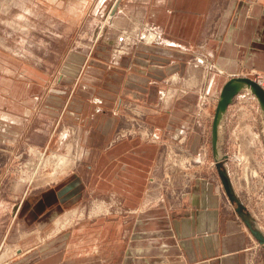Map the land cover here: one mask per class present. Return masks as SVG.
<instances>
[{"label": "rangeland", "instance_id": "374dc122", "mask_svg": "<svg viewBox=\"0 0 264 264\" xmlns=\"http://www.w3.org/2000/svg\"><path fill=\"white\" fill-rule=\"evenodd\" d=\"M118 1L0 0V264H122L126 242L119 235V193L115 195L117 212L111 213L103 206L110 199V193L104 192H118L122 185L117 177L123 159L130 154L163 152L160 146L141 142L143 132L152 130L155 137L158 128L144 123V113L130 112L122 105L126 124L113 130V138L89 169L75 167L64 153L68 141L60 136L62 131L77 135L73 125L78 122L82 127L88 123L96 126L90 117L73 118L78 97L89 98V91L95 95L109 92L111 75L122 70L118 65L123 58L139 51L141 44L154 45L162 36L156 24L130 32L124 13H135L138 5ZM132 41L138 50L130 48ZM195 59L202 74L197 82L191 79L197 92L192 107L184 109L179 103L187 99L186 89L169 93L176 86L173 73L167 77L166 96L158 99L161 106L174 108L181 117L180 125L168 132L170 147L160 160L168 183L180 175L219 173L211 132L220 91L231 76H247L264 88V71L257 68L227 75L213 62L210 71L204 72L205 62ZM69 63L78 70L73 71ZM128 67L124 70L133 69L131 64ZM137 71L146 72L147 66L137 65ZM180 131L185 135L183 141L175 138ZM50 133L55 136L52 144L45 142ZM196 135L201 138L199 156L187 152ZM222 136L221 147L227 156L223 165L235 194L250 220L264 232V120L251 92L243 91L229 105ZM43 144L49 146L40 149ZM132 162L141 165L138 160ZM75 170H81L85 180L93 172L94 180L89 183L101 192L93 197L65 194L45 208L39 207L40 191L67 188ZM222 186L226 192L223 180ZM94 200L101 208L94 207Z\"/></svg>", "mask_w": 264, "mask_h": 264}, {"label": "crops", "instance_id": "0c3cea01", "mask_svg": "<svg viewBox=\"0 0 264 264\" xmlns=\"http://www.w3.org/2000/svg\"><path fill=\"white\" fill-rule=\"evenodd\" d=\"M122 1L127 0L118 2ZM128 2L138 5L134 10L136 14L133 10L128 11V16L124 13L130 32L136 33L156 24L162 36L154 45L141 44L140 49L135 41L131 42L130 48L139 51H132L131 57L123 58L122 65H118L122 70L112 73L109 92L101 91L95 95L89 91V98L78 97L77 108L72 114L75 117H72H90L96 126L88 123L82 127L78 122L79 125H73L78 129L77 135L62 131V140L66 137L68 141L64 153L77 164L75 167L86 165L89 169L113 138V130L126 124L122 105L130 112L144 113V123L153 128L156 125L161 134L157 132L152 137V130H147L148 134L142 133L141 142L160 146L164 148L163 152H152L155 156L149 151L138 153L139 156L130 154L123 159V170L117 177V182L122 185L118 192H110V189L104 192L110 193L109 201L104 197L108 203L104 202L103 206L111 213L117 212L115 195L119 193V235L121 241L126 242L122 264H264V246L251 233L236 201L226 194L217 170L190 178L176 176L173 183L164 181L160 160L170 147L168 132L171 127L180 125L181 117L174 108L158 103L159 98L162 101L166 96L167 77L173 73L176 86L170 88L169 93L177 94L186 89L188 97L179 103L184 109L192 107L191 99L197 92L191 79L197 82V77L202 74L193 62L195 57L196 61L205 62L207 70L204 72L210 71L213 62L217 70L227 75L249 68L264 71V0ZM117 13L110 18H115ZM129 64L133 69L125 71ZM140 64L147 66L146 72L137 71ZM69 66L73 71L78 70V66L76 68L72 63ZM215 72L213 70L211 76ZM54 137L50 133L45 142L52 144ZM183 137L182 131L175 135L178 140L183 141ZM200 142L201 138L196 135L187 152L199 156L197 148ZM43 146L49 145L43 144L39 148ZM63 147L62 144L61 149ZM134 160L141 163L140 167L132 162ZM87 174L89 178L85 180L81 170L72 171L69 182H73L67 188L40 191L42 201L39 207L45 208L49 202L57 201L65 194L93 197L101 192L89 183L93 172ZM26 199L27 196L23 200ZM101 205L94 200V207L101 208Z\"/></svg>", "mask_w": 264, "mask_h": 264}, {"label": "water", "instance_id": "95a60500", "mask_svg": "<svg viewBox=\"0 0 264 264\" xmlns=\"http://www.w3.org/2000/svg\"><path fill=\"white\" fill-rule=\"evenodd\" d=\"M243 91H249L256 97L261 108L262 118L264 120V88L258 82L247 76H231L223 85L217 105L215 107L216 111L211 132L212 151L216 166L219 168V174L221 176V180H223L227 194L232 200L236 201L237 209L245 223L248 224L251 233L256 238V240L264 246V232L259 227L255 226V224L250 220V213L245 210L237 194H235L232 180H230L228 171L225 165H223V161L227 156L224 154L221 147L223 137L222 128L225 123L229 105L234 101L235 97L238 94L243 93Z\"/></svg>", "mask_w": 264, "mask_h": 264}, {"label": "bare ground", "instance_id": "6f19581e", "mask_svg": "<svg viewBox=\"0 0 264 264\" xmlns=\"http://www.w3.org/2000/svg\"><path fill=\"white\" fill-rule=\"evenodd\" d=\"M154 33H155V32H154ZM151 35H154V34H152V33H151ZM152 37H153V36H152ZM148 38H149V37H148ZM149 40H152V38H151V39H149ZM34 169H35V168H34ZM54 174H55V173H54Z\"/></svg>", "mask_w": 264, "mask_h": 264}]
</instances>
